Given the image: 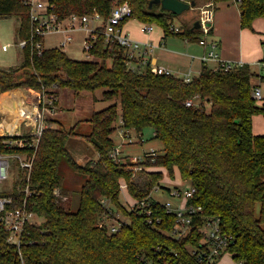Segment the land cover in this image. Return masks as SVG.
Returning <instances> with one entry per match:
<instances>
[{
    "label": "trees",
    "instance_id": "obj_1",
    "mask_svg": "<svg viewBox=\"0 0 264 264\" xmlns=\"http://www.w3.org/2000/svg\"><path fill=\"white\" fill-rule=\"evenodd\" d=\"M149 1L53 0L60 16L97 10L103 19L113 5L127 2L132 14L123 23L134 18L142 24L160 26L163 36L199 41L201 30L192 27L193 22L183 25L180 31H171L174 14L158 4L148 8ZM221 1L228 0H212L214 5ZM233 1L242 28L252 30L253 21L264 18V0ZM11 14L19 16L17 40L28 37L27 6L22 0H0V18ZM21 51L23 60L18 68H0V93L20 86L42 89L53 85L74 92L105 87V98L119 99L121 127L139 136L150 128L162 144L156 155L135 162L114 158L112 133L118 111L116 104H110L92 112L88 119L91 130L84 134L95 148L97 160L78 165L65 146L68 136L75 134L77 123L69 129L48 125L35 150L29 180L23 175L21 181L22 185L29 183L33 192L30 208L42 217L38 224L28 226L26 238L35 241L21 245L24 264H138L139 254L152 245L173 247L187 264H202L187 246L199 241L197 228L211 216H218L225 231L233 236L227 251L234 261L264 264V134L252 131L253 116L264 115V104H258L251 95L255 86L252 79L264 78L262 73L246 63L229 71L203 65L185 82L182 77L156 74L148 68L132 71L126 68L119 46L108 49L101 34L91 49L98 57L95 61L70 58L57 47L37 53L28 45ZM20 68L23 75L17 76ZM187 99L192 100L191 106L185 104ZM61 155L75 171L86 176L75 211L66 209L53 194V189L59 187L68 195L58 173ZM175 168L184 182L195 187L189 203L199 208L189 234L180 240L166 234L172 225L171 214L163 212V223L153 227L143 215L128 210L119 201L120 178H124L131 197H142L158 184L163 170L172 177ZM137 173L146 181L138 183ZM102 197L109 198L114 208L126 214L129 224L116 232L99 226ZM7 235L0 228V264H20L16 245L7 241Z\"/></svg>",
    "mask_w": 264,
    "mask_h": 264
},
{
    "label": "built area",
    "instance_id": "obj_2",
    "mask_svg": "<svg viewBox=\"0 0 264 264\" xmlns=\"http://www.w3.org/2000/svg\"><path fill=\"white\" fill-rule=\"evenodd\" d=\"M27 6V15L29 22V35L24 39L17 40L14 44L19 49L30 46L31 51L35 50L41 53L45 48L57 47L65 50L66 46L73 45L78 42V50L85 55H92L91 49L95 44L99 34L104 36L108 49L116 45L121 49L123 59L128 70L142 71L148 68L156 74H171L173 72L166 67L156 65L151 62L150 52L154 44L151 42H142L131 38L122 29L123 20L132 14V9L127 2L113 5L106 19H103L97 10L89 13H69L60 16L55 10L53 0H22ZM214 3L208 0L200 7L198 20L201 30L200 44L207 43V37L211 31L213 20ZM154 29V24L143 23L141 30L150 33ZM169 30L177 32L181 30L180 26L175 24L169 25ZM79 36L77 37V35ZM48 35H58V40L54 46H45L43 39ZM10 44H3L2 50H7ZM210 50L202 55V61L214 59L216 67L214 69H222L229 71L235 66L243 64L242 62H231L218 57L215 52L216 42L210 40ZM264 50V35L261 41ZM260 73H264V60L259 62ZM185 82H189L192 78L190 73L182 76ZM252 98L261 100L262 91L258 85H255L251 91ZM27 99V96H25ZM39 97V96H38ZM39 99V98H38ZM29 104V103H28ZM187 106L193 104L191 99L185 101ZM35 107V111L29 117H23L13 131L5 127L3 120H0V183L9 177L10 158H14L17 162V177L11 180L7 191L0 192V228L8 232L7 241L16 245L17 254L20 264H24L21 245L23 243H33L35 240H27L26 235L29 233L28 226L38 224L41 219H37L38 215L30 208L29 197L33 193L29 183L21 184L23 175L29 180L30 171L33 166L35 150L38 146L43 130L48 126L44 123L43 115L39 112L38 104H29ZM21 128H24L23 130ZM129 130L124 128L117 129V136L121 139L120 144L131 143L132 139ZM138 142H142L141 137ZM18 148L21 151H15ZM32 150L30 153L29 150ZM156 150L152 149L145 152L143 156H154ZM111 155L118 158V146H114ZM137 167H135L136 169ZM119 188L127 189L124 181L119 183ZM160 185H154L145 196L133 198V204L128 206V210L141 214L145 218L147 224L158 227L163 223L162 213L171 214L173 221L171 228L166 234L173 239L180 240L186 237L193 225V218L199 208L189 203L195 187L188 182V185L181 189L177 185L168 188V194L176 199V203L171 201H160L152 196L153 191H159ZM53 194L57 201L65 202L68 195L63 193L59 187L53 189ZM102 208L99 226L106 227L109 232H116L122 226L129 224V217L122 211L113 207L112 201L107 197L100 200ZM121 213L123 216H121ZM41 217V216H40ZM197 233L200 239L196 244L187 246L196 259L202 264H216L227 247L232 243L233 236L226 232L223 228L221 220L218 216L206 217L198 226ZM228 252V251H227ZM138 264H187L181 257L180 251L170 246L152 245L151 249L142 252L138 256Z\"/></svg>",
    "mask_w": 264,
    "mask_h": 264
},
{
    "label": "rangeland",
    "instance_id": "obj_3",
    "mask_svg": "<svg viewBox=\"0 0 264 264\" xmlns=\"http://www.w3.org/2000/svg\"><path fill=\"white\" fill-rule=\"evenodd\" d=\"M205 1L207 0H196L195 6L183 11L180 14H174L173 24L177 26L188 25L193 18L198 16L199 12L197 7L201 6ZM186 16L190 17L186 18ZM18 26L19 16L16 14H11L7 17L0 18V68L4 67L16 69L21 65L23 60L22 51L14 44L17 41L16 30ZM154 30L161 32L162 28L158 25H154ZM78 36L79 34L77 37ZM57 40L58 35H48L43 39L44 44L47 47L54 46ZM3 44H10V46L7 50H2ZM77 47L78 42L74 43L73 45L71 44L66 46L64 51L70 58L73 59L89 61L98 60L96 55H85V53H81ZM108 64H110V60H108ZM262 74L264 75V73ZM16 75L22 76L23 70L20 68L16 72ZM11 89H20L21 92L26 94V96L28 95L27 99L24 101L27 106L28 103L38 104L39 112L43 115L44 123L47 125L69 129L72 126H75L77 123V125L74 127L75 134H70L68 136L65 146L78 165H85L89 161L97 160L98 154L92 144L88 142L84 134H88L91 130V124L88 119L92 112L101 110L110 104L117 105L118 117L114 123L115 130L112 133V139L114 141L113 146H118L119 159L122 162H125L126 160L135 162L140 158L142 159L145 152H149L152 149L158 152L162 148L161 142L153 137L152 130L150 128H145L141 136H139L134 130H129L128 132L132 142L126 143L125 141L124 144H120L121 139L117 136V129L121 128L120 102L119 99L105 98L103 96V91L106 90L105 87L95 88L94 90H82L80 92H74L68 87H55L53 85L43 87L42 89H34L30 86H20ZM11 89L1 92L0 95ZM261 89L264 93V83L261 84ZM256 101L259 103L261 100ZM1 108L2 107H0V110ZM5 113H7V111L3 112L0 120L4 121L6 119L4 116ZM21 129L23 130L24 128ZM140 137L142 142H138ZM9 162L11 164L9 177L0 183V192L7 191L11 180L17 177L16 171L19 168L17 167L16 160L14 158H10ZM145 169L153 170L154 168L146 167ZM58 173L60 176H62L63 188L68 190V200L63 202V205L66 209L75 211L78 208L81 185L83 184L86 176L75 171L68 163L65 155H61L59 157ZM135 177H137L136 181L138 183H143L147 179H143V176H140L139 173H137V176ZM124 181V178L119 179V183H123ZM158 184L161 186V188L159 191H153L151 193L152 196L157 198V200L164 202L171 201L175 204L176 199L172 198L168 194V188L178 184L181 189H184L188 185V182H184L181 179L177 169L175 168L172 177H170V175L165 170H163V175L160 177ZM129 193V190L125 188L124 190L120 189L119 192V201L127 208L130 204H133L134 201ZM121 216H123L122 213ZM37 219H42V217L39 216ZM216 264L238 263L234 261L229 252L224 251Z\"/></svg>",
    "mask_w": 264,
    "mask_h": 264
},
{
    "label": "crops",
    "instance_id": "obj_4",
    "mask_svg": "<svg viewBox=\"0 0 264 264\" xmlns=\"http://www.w3.org/2000/svg\"><path fill=\"white\" fill-rule=\"evenodd\" d=\"M206 2H203L201 6L197 7L198 12L200 11V7ZM189 17L186 16V18ZM196 19H198V16L193 18L189 24ZM141 25L142 23L134 18L128 19L123 23L122 29L133 39L153 43L154 47L150 52L151 62L166 67L176 76L182 77L185 73H190V75L195 76L199 73L203 65L210 68L216 67V61L214 59H208L205 62L201 59L202 55L210 50V40L216 42L215 52L220 59L246 63L253 70L261 71L258 62L262 59L264 60V50L261 46L262 36L264 35V18H256L253 21L252 30L242 28L239 23V9L233 0L216 2L214 5L211 32L207 37L206 44H200L197 41L187 40L176 35L163 36V31H155L154 29L150 33L143 32ZM252 83L261 88V84L264 83V78L260 76L253 77ZM21 93L24 96L18 95L11 101L10 105L1 100L0 95V107H2L0 117H2L3 112L7 111L4 116L7 117L8 115L9 119H11V108H13L14 101L21 102L28 109L27 104L24 102L26 100V94L24 92ZM262 97L259 103L256 101L258 104H264L263 91ZM16 122L12 124L9 120L11 127H15L18 124ZM263 124V114L253 116V133L264 134Z\"/></svg>",
    "mask_w": 264,
    "mask_h": 264
},
{
    "label": "bare ground",
    "instance_id": "obj_5",
    "mask_svg": "<svg viewBox=\"0 0 264 264\" xmlns=\"http://www.w3.org/2000/svg\"><path fill=\"white\" fill-rule=\"evenodd\" d=\"M20 91H21L20 89H13V90L4 92L1 94V100H3L5 103H8V105H10L11 101L15 99L18 95H20L21 93ZM28 106H29V111L21 102L14 101L13 106H12L13 108H11L12 116H11L10 122L14 124L17 120L20 121V119H22L23 117L31 116V113L35 111V107L29 104ZM4 123H5V127L10 131H12L16 127V126L15 127L10 126L8 115L6 119L4 120Z\"/></svg>",
    "mask_w": 264,
    "mask_h": 264
},
{
    "label": "water",
    "instance_id": "obj_6",
    "mask_svg": "<svg viewBox=\"0 0 264 264\" xmlns=\"http://www.w3.org/2000/svg\"><path fill=\"white\" fill-rule=\"evenodd\" d=\"M158 4L162 10L169 11L172 14H180L185 10L190 9L195 5V0L183 1V0H150L148 3V8H151L153 5ZM194 28H199V20L196 19L193 22ZM20 95L24 96L23 93Z\"/></svg>",
    "mask_w": 264,
    "mask_h": 264
}]
</instances>
